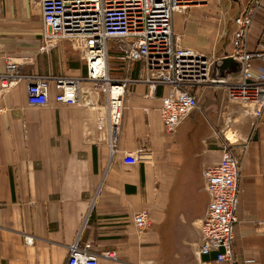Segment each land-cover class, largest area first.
<instances>
[{
  "label": "crops",
  "instance_id": "1",
  "mask_svg": "<svg viewBox=\"0 0 264 264\" xmlns=\"http://www.w3.org/2000/svg\"><path fill=\"white\" fill-rule=\"evenodd\" d=\"M242 3L233 17L220 0H209L173 20L180 46L216 58L213 75L231 81L240 72L238 61L225 63L238 28L234 19L251 5ZM42 32L40 0H0V75L11 58L21 63L22 76L9 91L0 87V264H66L80 233L100 254L99 264H198L200 221L209 205L203 172L221 159L225 90L202 89V111L186 119H192L191 131L179 133V126L169 134L160 115L167 89L148 96L145 83H131L112 160L98 127L106 97L89 92L88 83L81 105L57 104L54 93L46 107L29 105L35 78L87 76L82 52L66 41L45 52ZM248 49L264 52V0ZM263 64L254 62L255 73ZM109 70L113 78L138 80L142 65L122 60L111 41ZM197 114L211 130L207 124L199 130ZM243 123L238 132L251 141L243 158L235 252L240 262L264 264V112L253 136L252 120ZM140 212L149 216L142 235L134 222Z\"/></svg>",
  "mask_w": 264,
  "mask_h": 264
},
{
  "label": "built area",
  "instance_id": "2",
  "mask_svg": "<svg viewBox=\"0 0 264 264\" xmlns=\"http://www.w3.org/2000/svg\"><path fill=\"white\" fill-rule=\"evenodd\" d=\"M209 0H40L43 16L41 41L45 52L62 42H70L82 52L87 76L35 78L28 85V103L46 107L51 94L57 104L78 106L83 103L85 83L89 92L106 97L105 115L99 121L102 140L109 146L113 160L120 147L122 117L128 86L145 83L148 96L160 87L167 89L160 106L164 130L173 134L180 124L202 111L199 91L213 87L225 90L230 102L247 106L246 117L252 120L254 135L264 112V64L255 73L254 62L264 60V52L248 49L250 30L261 10L262 0H250V8L234 19L238 27L229 56L240 64L236 79L213 75L216 58L180 46L174 31V15ZM116 42L121 59L142 65L138 80L113 78L109 70V42ZM24 63L29 59L23 58ZM21 63L6 58L5 72L0 75L1 91H9L22 80ZM86 89V90H87ZM89 105V103L87 104ZM221 159L207 166L203 177L209 196L206 216L200 221L199 264H250L240 262L235 252L236 229L241 220L240 195L244 154L251 138H243L229 121L219 136ZM138 234L146 232L147 212L135 215ZM81 233L70 247L66 264H99L100 254L91 243L82 242ZM26 243L32 244L27 237ZM115 259L112 252L104 254ZM205 258H208L205 260Z\"/></svg>",
  "mask_w": 264,
  "mask_h": 264
},
{
  "label": "rangeland",
  "instance_id": "3",
  "mask_svg": "<svg viewBox=\"0 0 264 264\" xmlns=\"http://www.w3.org/2000/svg\"><path fill=\"white\" fill-rule=\"evenodd\" d=\"M220 4L222 5V7L229 12L230 16H235L237 15L241 8L243 7V3L242 0H240L239 2H235L233 0H220ZM119 49V47H118ZM201 91V90H200ZM199 91V94H200ZM200 99V97H199ZM225 106H224V110L227 113V116L224 117V121H225V125L226 123L229 121V125L232 128H236L238 130H243L244 129V120H246V112H247V106L243 105V104H239V103H234V102H230L226 97H225ZM202 104V103H200ZM202 108V105H201ZM235 114V115H234ZM220 115V114H219ZM198 114L196 115V121H198L199 123V130H204L207 126H209L208 130H211L210 127V123L208 122V120L204 117H197ZM190 120H185L180 124L179 127V133L180 132H190L191 130V123L189 124L188 122H190ZM194 122V121H192ZM197 251V250H196ZM197 253V252H196ZM199 264V263H198Z\"/></svg>",
  "mask_w": 264,
  "mask_h": 264
},
{
  "label": "water",
  "instance_id": "4",
  "mask_svg": "<svg viewBox=\"0 0 264 264\" xmlns=\"http://www.w3.org/2000/svg\"><path fill=\"white\" fill-rule=\"evenodd\" d=\"M233 1H235V2H239L240 0H233ZM230 60H233V58H231V57L226 58L225 63H228ZM225 63H224V64H225ZM224 64H223V65H224ZM222 68H224V66H223ZM220 72H221V71H220Z\"/></svg>",
  "mask_w": 264,
  "mask_h": 264
}]
</instances>
